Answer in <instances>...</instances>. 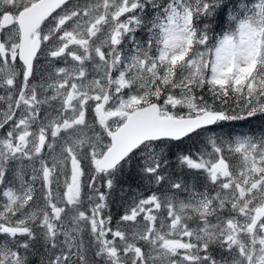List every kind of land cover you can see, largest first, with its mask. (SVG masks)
<instances>
[{"label": "snow or ice", "instance_id": "obj_1", "mask_svg": "<svg viewBox=\"0 0 264 264\" xmlns=\"http://www.w3.org/2000/svg\"><path fill=\"white\" fill-rule=\"evenodd\" d=\"M0 264H264V0H0Z\"/></svg>", "mask_w": 264, "mask_h": 264}]
</instances>
